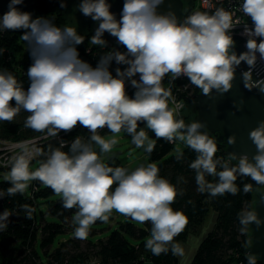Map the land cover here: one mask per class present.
Wrapping results in <instances>:
<instances>
[{"label":"clouds","instance_id":"obj_1","mask_svg":"<svg viewBox=\"0 0 264 264\" xmlns=\"http://www.w3.org/2000/svg\"><path fill=\"white\" fill-rule=\"evenodd\" d=\"M22 2L10 0L9 11L0 18V32L23 30L21 39L28 45L33 60L27 71L30 86L25 90L12 72L0 70V121L13 122L23 110L29 113L24 127L36 132L56 137L80 125L90 136L87 141L77 136L68 151L63 150L67 142L56 148L50 146L46 160L34 170L27 150L13 156L5 177L10 187L0 190V198L23 195L32 181H39L60 197L64 209H75V238L87 239L97 221L107 223L115 212L139 224L151 225L145 249L152 255L170 251L184 264L185 248L175 238L186 229L189 218L172 207L183 192L160 176L155 162L129 170L109 166L102 157L117 145L115 137L121 132L130 136L137 148L152 153L155 143L146 128L156 139L183 142L196 153L189 167L196 173L199 193L212 197L236 195L238 176L250 177L264 186V122L250 132L257 148L254 157L232 154L223 161L216 157V140L200 131L204 124H186L176 117L169 106L171 90L162 86L168 75L172 79L185 76L204 95L213 89L228 92L236 68L246 62L249 71L243 73L245 87L264 92V81L254 82L251 71L257 53L264 59V0H242L240 10L253 27H245L249 37L247 51L239 55L234 51L231 31L234 23L239 25L240 21L234 22L232 14L223 8L211 14L192 12L180 23L172 13H158L163 0H125L117 20L108 0H81L79 12L100 22L90 45L106 47L103 37L107 32L126 49L109 51L95 68L80 58L77 46L84 37L75 28L61 27L54 19H33L31 13L16 7ZM113 60L127 65L123 70L117 68L115 76L109 70ZM137 75L139 79L134 78ZM129 80L136 89L134 97L127 94ZM141 123L145 127L141 128ZM105 128L112 134L111 139L99 134ZM228 142L235 143V137ZM183 156L180 151L176 159ZM232 160L237 163L231 165ZM206 176L216 179L210 182ZM251 190L252 185H244L245 193ZM23 208L26 218L31 219L34 209L28 205ZM11 215L7 210L0 214V231L7 228ZM238 219L241 233H246L252 223H262L256 210H242ZM250 246L251 242L246 241L244 247ZM246 259L248 264H257L255 254L247 253Z\"/></svg>","mask_w":264,"mask_h":264},{"label":"trees","instance_id":"obj_2","mask_svg":"<svg viewBox=\"0 0 264 264\" xmlns=\"http://www.w3.org/2000/svg\"><path fill=\"white\" fill-rule=\"evenodd\" d=\"M64 5L63 7L61 5ZM67 7L65 0H37L35 10L37 17L54 19L57 25L65 22L64 12ZM185 8V15H186ZM90 30V29H89ZM84 37V42L77 46L80 58L95 68L101 57L109 51L126 52L121 44H109L106 47L90 45L89 41L93 34L79 33ZM23 30L0 32V70L12 72L22 82L25 90L30 86L27 76L28 68L33 63L28 45L21 39ZM127 65L117 64L112 61L109 70L113 76L116 75V69L126 68ZM171 78L166 76L167 84ZM200 89L197 88L198 95ZM130 97L131 95L128 94ZM181 98L186 100L187 104L194 102L195 98H187L182 94ZM29 113L21 111L13 122L0 121V139L21 142L23 140L33 139L44 136L46 132H36L30 128L24 127L25 119ZM178 119H182L178 117ZM185 121V120H184ZM201 132L210 135L203 127ZM109 133L107 128L99 131L100 135ZM80 136L87 141L90 133L86 128L77 125L73 130L60 132L56 137H46L39 144L40 155L35 158L42 163L46 160L49 153V147H59L61 142H67V147L63 150L68 151L71 142ZM218 151L216 157L222 159L227 157L225 149L216 140ZM175 143H169L163 139H157L155 149L149 154L151 162H155L159 168L160 176L168 179L174 184L183 195H178L172 207L175 210H182L189 218L186 229L175 238L176 242L187 239L191 234L198 235L203 231L210 221L212 214L216 215V220L212 230L203 238L191 264H248L246 254L244 253V244L250 235V225L246 233H241V225L238 219V213L242 210H253L256 194L264 190V186L257 185L250 177L239 176L236 184L239 192L236 195L226 193L222 196L212 197L208 193H199L197 191L196 173L189 165L195 159L196 153L187 146L180 150L184 153L183 159L177 160L178 152H175ZM97 152L99 150L96 148ZM236 162V161H235ZM106 163L109 166H123L120 160L112 157ZM124 167V166H123ZM8 169V170H4ZM10 167L0 166V172L9 171ZM131 170V169H130ZM221 170L218 167V171ZM210 182L216 178L206 176ZM252 185V190L244 192V185ZM1 188L6 191L10 184L6 180L0 181ZM31 192L23 195L6 196L5 207L9 210L17 211L25 217V222L19 226H7L0 231V264H77L90 263L96 260L99 264H144L147 261L153 264H178V257L173 256L169 251L167 254L154 256L145 249V242L150 234V224H139L129 217L124 221L118 222L117 227L111 231L105 239H99L94 242L86 240V246H83V239L72 237L66 241L60 242L54 251L50 247L54 244L59 234L66 233V224L72 222V216L75 209L66 210L62 207L61 199L45 200L52 195L53 191L45 186H41L39 181H32L29 186ZM260 188H263L259 190ZM45 200L49 203L48 213L57 222L45 221V215L41 212V218L38 217L39 200ZM28 205L34 209L32 218H26V212L23 206ZM111 219V217L109 218ZM44 220L43 223L41 221ZM97 223H102L97 221ZM94 224V225H95ZM15 242H20L21 247L11 256V249ZM40 244L41 249L46 254L47 261L43 262L37 247ZM257 264H264L257 258Z\"/></svg>","mask_w":264,"mask_h":264},{"label":"water","instance_id":"obj_3","mask_svg":"<svg viewBox=\"0 0 264 264\" xmlns=\"http://www.w3.org/2000/svg\"><path fill=\"white\" fill-rule=\"evenodd\" d=\"M36 1L23 0L16 7L20 11L31 13L32 18L35 19L37 18ZM80 2L81 0H70L69 13L79 28L95 35L100 22L79 12ZM108 3L111 6L110 11L119 20L125 0H108ZM9 4L10 0H0V17L9 11ZM189 4L190 0H163L157 11L159 14L172 13L178 22L182 23L185 18V8L188 9ZM103 38L109 44H119L118 40L107 32L104 33ZM234 51L237 55L246 52L241 44L235 45ZM246 71H249V65L246 62H241L235 70L233 86L228 92H219L213 89L209 95H204L200 90L193 107L196 113L195 121L204 124L203 128L221 143L226 156L235 154L237 157L247 155L252 158L257 154L256 145L250 139V132L264 122V92L257 87H253L251 90L245 87L243 73ZM251 71L254 82L264 81V66L258 59ZM230 137H235V143L228 142ZM0 190H3L1 185ZM5 201L6 196L0 198V214L6 210L12 214L8 218L7 225L19 226L23 224L25 217L17 211L7 209ZM253 210L257 211L262 223L250 225L251 232L247 241L251 242V246L245 247L244 253L255 254L256 258L264 263V190L256 194Z\"/></svg>","mask_w":264,"mask_h":264},{"label":"rangeland","instance_id":"obj_4","mask_svg":"<svg viewBox=\"0 0 264 264\" xmlns=\"http://www.w3.org/2000/svg\"><path fill=\"white\" fill-rule=\"evenodd\" d=\"M65 2L67 4V7H66L65 12H64L65 22L60 26L61 27H64L65 25L71 26V27L75 28L78 31V33H81V32L87 33L78 27V25L76 24V22L73 20L72 16L70 15V13H69L70 0H65ZM194 2H196V0H190L189 7L191 5H193ZM233 39H234L236 45H238L237 38L233 37ZM129 81H127L126 84ZM135 90L136 89L130 91L132 93L128 92L131 95V97L135 94ZM195 100H196V97H195ZM195 100H194V102H190L188 104L186 102L185 108H184L183 113H182V119L185 120L186 124H190L192 122H195L196 113L193 109L194 104H195ZM169 106L174 109L175 115L177 117L178 115H177V112H176L174 106L170 105V104H169ZM140 127L141 128L145 127L144 123H141ZM145 131L147 132V135L149 136L150 140L155 143L157 140L155 137V134L146 128H145ZM101 136L105 137L106 139L112 138L111 133H107V134H104ZM46 137H51V136H48L46 134L44 136L35 137L33 139H28V140H23L21 142H13V141H7V140L0 139V166L5 167V168L10 167V165H6V162L11 160V158L13 156L19 155V154H21L22 151L27 150L29 157H30V167L34 170L35 168H37L39 166V161L36 160L34 163H32L31 162L32 154L34 153V151L37 147L36 144H39ZM115 138L118 140V143H117V145H115L112 148V151L110 153H108L102 157L105 160V162L108 161L110 158L114 157V158L120 160L122 165L124 167L129 168V170L134 169L135 167H137L141 164H147V163L151 162L150 158H149V153L145 152L143 148H137L131 142V137L128 136L125 132H121ZM23 142H26V143H23ZM185 147H186V145L183 142L177 141L175 144V152H178V151L184 149ZM4 170H8V169H4ZM9 171L0 172V181L6 180L5 177ZM41 186H42V184H41ZM260 189H262V188H260ZM26 192H27V194H29L31 192V189L28 187ZM59 198L60 197H58L56 195H52L45 200L56 201ZM45 200H42V199L39 200V204H38L39 208H37L38 209V217L40 219L41 218V212H43V214L45 215V221L47 220V221L55 223V222H57V219L53 218L51 215H49V213H48L49 203L45 202ZM110 217H111V219H109V221L107 223H97V224L93 225L92 229H91V231L87 237V240H92V241L96 242L99 239H105L106 237H108L110 235L111 231L117 227L118 222L125 220L124 216H122L118 213H115V212H113V214ZM43 222H44V220L41 221V223H43ZM65 226H66V233L59 234L56 237L54 244L50 247V251H54L58 247L60 242L66 241V240L74 237V235H73L74 226H73L72 222L68 221V223ZM85 243H86V240L83 239V246H86ZM20 247H21L20 242H15V244L13 245V247L11 249V253L6 254L5 256L11 257ZM37 249L40 252L42 261L46 262L47 261L46 254L41 249L40 244H38Z\"/></svg>","mask_w":264,"mask_h":264},{"label":"built area","instance_id":"obj_5","mask_svg":"<svg viewBox=\"0 0 264 264\" xmlns=\"http://www.w3.org/2000/svg\"><path fill=\"white\" fill-rule=\"evenodd\" d=\"M242 4V0H196L193 5H191L187 11L186 15L191 14L192 12L195 11H206L209 14L214 13L217 8H223L224 10L230 12L233 16V21L235 22L236 20L240 21L239 25H235L234 23V28L231 31L232 37L237 38L238 44H241L244 48L245 51H247L246 48V43L249 37L245 33V27H253L250 19L246 17L242 11L240 10V6ZM185 15V16H186ZM2 18V17H0ZM259 40V38H257ZM236 44V43H235ZM257 59L260 61V63L264 66V59H261L259 57V54L257 53ZM135 79H139V76L137 75L134 77ZM168 78L170 79L171 83L166 82V80L163 79L162 81V86L168 90H171V99L169 101L170 105H173L178 117L182 116L183 110L186 105V100L181 98L182 94H186L187 98H195L196 96V91L197 87L192 85L189 79L185 76H181L177 79H172L170 75H168ZM129 87V88H128ZM135 88L132 87L131 82L129 81L126 84V90L127 94L128 92L134 90ZM136 91V90H135ZM134 92V91H133ZM196 92V93H195ZM132 93V92H130ZM135 95V94H134ZM134 95L132 97H134ZM26 143V142H23ZM40 144V143H39ZM39 144H36V149L34 153L32 154L31 157V162L37 158V156L40 155V150H39ZM221 160L227 161L228 156L222 158ZM10 161V160H9ZM9 161L6 162V165H10ZM3 163V162H2ZM237 162L234 160L231 161V165H235ZM239 177V176H238ZM89 264H99L96 260L90 261Z\"/></svg>","mask_w":264,"mask_h":264},{"label":"crops","instance_id":"obj_6","mask_svg":"<svg viewBox=\"0 0 264 264\" xmlns=\"http://www.w3.org/2000/svg\"><path fill=\"white\" fill-rule=\"evenodd\" d=\"M215 220H216V215L213 213L208 225L203 229V231L200 234L198 235L191 234L187 237L186 240L179 242L185 248V251H186L187 258L184 264H191L201 244V241L212 230ZM178 260H179L178 264H181L180 258H178ZM77 264H88V263H77ZM144 264H153V263L150 261H147Z\"/></svg>","mask_w":264,"mask_h":264},{"label":"bare ground","instance_id":"obj_7","mask_svg":"<svg viewBox=\"0 0 264 264\" xmlns=\"http://www.w3.org/2000/svg\"><path fill=\"white\" fill-rule=\"evenodd\" d=\"M3 17V16H2Z\"/></svg>","mask_w":264,"mask_h":264}]
</instances>
